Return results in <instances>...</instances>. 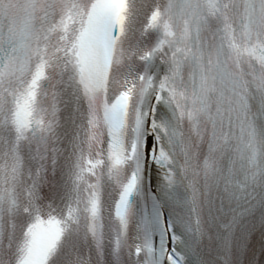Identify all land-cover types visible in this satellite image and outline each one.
Returning <instances> with one entry per match:
<instances>
[{"label":"clouds","instance_id":"obj_1","mask_svg":"<svg viewBox=\"0 0 264 264\" xmlns=\"http://www.w3.org/2000/svg\"><path fill=\"white\" fill-rule=\"evenodd\" d=\"M96 0H42L36 5L38 31L32 54L22 57L15 73L0 82V125L25 140L43 131L45 105L64 84L82 93L90 110L99 116L106 77L123 82L115 93L118 101L127 93L133 108L138 101L155 96L165 101L166 113L153 121L156 159L163 160L158 193L174 217L169 223L177 243L190 247L201 243L219 246L227 227L241 209L259 198L264 204V0H130L123 32L115 29L111 56L95 44L88 13ZM22 3L15 8L24 9ZM158 15L162 36L151 51L125 47L130 25L143 17ZM52 21L59 28L53 45L41 46L40 35L50 37ZM70 21L65 30L64 25ZM87 37V43L85 38ZM164 71L152 76L134 71L138 62L155 64ZM46 63L32 124L17 129V100L31 91L36 69ZM94 77L95 90L90 84ZM158 129V130H157ZM103 121H97V142H102ZM17 212H40L34 191L22 176L13 178ZM6 191L8 189H5ZM173 191L170 201L165 192ZM66 238L74 232L65 220ZM27 228L7 243H0V264H20ZM59 252L50 264H56ZM216 264V261L206 262Z\"/></svg>","mask_w":264,"mask_h":264},{"label":"snow or ice","instance_id":"obj_2","mask_svg":"<svg viewBox=\"0 0 264 264\" xmlns=\"http://www.w3.org/2000/svg\"><path fill=\"white\" fill-rule=\"evenodd\" d=\"M97 5L93 6L92 12L88 13L89 17V29L91 33L97 30V27H102L105 33L114 31L116 24L119 20V15L115 11H106L103 13H98L96 11ZM157 15H153L155 17ZM10 43L13 45V55L5 58H0V74L12 75L16 71V65L18 61V56L16 53L19 51L20 42L16 41L12 36L9 37ZM7 59V64L3 63V60ZM165 106V101L161 100L157 104V113L160 112V106ZM155 119H160L159 116ZM151 125L155 127V123L152 120ZM141 128H143V137L145 138L144 147L146 153L143 157L137 153L134 156V167L127 179L126 184L122 188V201L129 202L130 204V193L133 191V186H135L136 195H141V181L143 173V161L151 155L155 163L160 164L163 167V160L156 159V150L153 147H149L147 143V122L142 121L138 123L136 143L137 145L141 140ZM158 130V129H157ZM156 137L153 135V140ZM165 196L170 201H175L177 199L176 193L173 191H166ZM151 209L149 210L147 202L145 203L142 210L139 212L137 225H138V239L133 246V251L136 249L145 250V254L139 257L138 264H144L146 258L148 259V264H186V255L184 252L180 251L182 241L177 244L175 250L171 251V255H167L165 252L166 248H169L168 242V232L165 225V214L163 212V203L159 197L152 196L151 198ZM174 217L171 215L167 218V223H173ZM171 236L174 241H177V233L175 227ZM159 249V254L157 255L154 249ZM187 249V247H184ZM149 254L150 257H149Z\"/></svg>","mask_w":264,"mask_h":264}]
</instances>
